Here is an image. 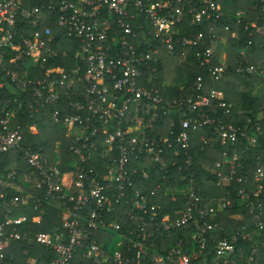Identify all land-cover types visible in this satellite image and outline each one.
Returning a JSON list of instances; mask_svg holds the SVG:
<instances>
[{
    "label": "built area",
    "instance_id": "obj_1",
    "mask_svg": "<svg viewBox=\"0 0 264 264\" xmlns=\"http://www.w3.org/2000/svg\"><path fill=\"white\" fill-rule=\"evenodd\" d=\"M230 1L0 0V154L10 156L0 173V261L12 242L23 241L51 247L55 256L48 264H74L80 257L95 264H209L204 251L210 236L219 233L212 264H244L238 242L264 232L262 155L255 159L253 187L236 193L250 199L245 216L251 223L230 232L217 221L216 205L198 201L195 173L169 172L171 166L185 170L211 145L222 160L202 166L218 184L249 181L244 170L238 175L244 168L239 146L246 142L245 152L260 144L259 119L238 127L215 118L220 108L224 115L233 113L225 93L215 87L205 92L203 75L187 88L189 77L180 79L176 72L193 57L210 79L221 81L227 65L214 59L227 44L226 34L235 39L240 56L255 36H264V0H251L257 14L245 23L244 10L225 11ZM188 25L207 27L183 33ZM240 27L248 37L244 47ZM176 55L178 61L169 60ZM159 56L167 58L161 70ZM170 65L172 76L166 79ZM239 71L247 76L264 68L241 62ZM177 80L184 95L171 96L164 89ZM251 122L255 134L249 132ZM46 125L60 128L66 143L37 144ZM206 126L210 133L197 134ZM198 139L201 146L195 145ZM62 144L73 166L64 159ZM172 178H189L181 191L186 200L174 214L151 198L162 184H150ZM43 202L63 204L61 221L50 232H28L26 208L37 211L40 221ZM222 206L235 207L236 196ZM113 231L121 239L109 247ZM177 232L182 236L163 253L158 234Z\"/></svg>",
    "mask_w": 264,
    "mask_h": 264
},
{
    "label": "trees",
    "instance_id": "obj_2",
    "mask_svg": "<svg viewBox=\"0 0 264 264\" xmlns=\"http://www.w3.org/2000/svg\"><path fill=\"white\" fill-rule=\"evenodd\" d=\"M252 3L251 0H231L230 3L224 4L225 11L236 12L238 10H244L246 16L244 18V23L247 22L251 18H255L257 12L251 8ZM226 22V19L224 20ZM264 24V21H261ZM216 23H214L215 25ZM234 24V23H233ZM217 26L223 25V23L219 22L216 24ZM235 25V24H234ZM207 26H192L190 27H181L183 33H186L185 30L192 29V31L205 30ZM221 28V27H220ZM223 34V29H220ZM239 31L242 34L243 39V47L247 43V35L242 27L239 28ZM228 41L225 46H221L219 50L215 54L214 63L217 65H227V70L225 71L224 78L221 81H215L210 79L211 77L207 74V70L199 65V63L193 57H188L182 64H178L176 66V72L180 76V79L185 75L189 77V82L185 83V87L189 88L192 85L199 75H203L208 83H206L204 91H208L211 88L215 87L217 89L222 90L225 93V101L232 102L234 104L233 113H229L227 115L223 114V109L220 108L218 113L213 114L215 118L222 119L225 123H232L235 126L243 127L248 123L249 119H252L253 122L259 119L262 124V133L264 134V74L260 72L253 73L251 75L245 76L242 72L239 71L241 66V62L245 66L254 65L260 66L262 69L264 68V36L257 35L254 37L252 44H250L247 48L246 54L241 55L237 50L235 39L230 37V34H226ZM245 41V42H244ZM160 61L156 65L159 70L164 64L165 57L159 56ZM180 56H172L170 61H178ZM60 61V60H59ZM61 62V61H60ZM152 66V68H153ZM168 67V66H167ZM158 77L155 81L159 80ZM180 81L174 85H171L164 89L166 93H169L171 96H182L184 95V91H180L178 86ZM154 86H161L156 83ZM2 91V89H0ZM241 111V113H240ZM20 118V117H19ZM27 118L25 120L21 118L23 123H27ZM251 122V126L249 127V132L251 134H255V126ZM29 123V122H28ZM217 127L213 125L211 128L214 129ZM52 128H56V126L46 125L43 126L41 135L37 138V144L49 143L50 146H53L57 139H62L64 143H66V139L62 135V130L60 128H56L52 131ZM210 127L206 126L198 129L197 134H208L210 131L208 130ZM47 138V139H46ZM35 139V138H34ZM244 144L246 142L240 144L239 151L242 156V162L244 168L239 169L238 175H242V171H245V174L248 177V183H240L237 181H225L221 185L218 184V177L212 176L209 172L202 166V163H206L208 165H214L216 160H222V152L215 146L207 145L204 149L198 151V155L196 158L193 157V163L191 166L187 167L185 170H179L178 166H171L170 173L175 174H190L195 173L194 179V187L196 190V197L198 201L204 205L208 202H211L213 205L218 207V216L217 221L220 222L226 231L230 232L234 228H240L243 225H249L251 223V219L245 216L247 212V203L248 199H242L237 197V190L245 187L248 188L250 186L253 187L251 180L253 175L257 169V164L255 163V159L257 155H262V161L264 162V154L261 146H264V138L260 137V144L257 146H249L248 151H243ZM63 145V144H62ZM65 145V144H64ZM63 145V146H64ZM195 145L201 146V143L196 140ZM63 156L64 159L69 161L70 163L74 162L72 154L69 152V148L63 147ZM194 156V155H193ZM10 162V156L6 154H0V173H2L8 163ZM63 169L68 168L65 165V161L63 162ZM173 174V175H175ZM161 183L162 187L160 191L153 195L151 198L157 202L165 205L164 211L168 213H173L174 211L183 206L186 198L181 193L182 187L187 186L189 184V178L187 180H181L178 178H172L168 181L163 179L155 180L150 182L151 186ZM249 184V185H247ZM230 196H236V206L233 208H223L222 204L226 201ZM63 206V204H62ZM59 204H51L43 202V215L40 221L35 220L36 215L38 214L32 207L26 208L28 213V225L26 230L28 232H42L47 233L55 229L60 221L61 217L64 214V211L61 209L62 207ZM60 207V208H59ZM72 207V205H71ZM63 208V207H62ZM68 208V207H67ZM4 215V211L0 208V216ZM157 233L156 231H154ZM101 234V232H98ZM222 235V232H221ZM158 236L162 239V243L159 244L160 249L163 253H167V243L172 242L175 238L182 236V233L177 232L172 235H163L158 234ZM112 236H110L111 238ZM220 237L219 233H214L210 236L209 241L207 243V247L205 249V256L209 260V264H212V259L214 254V249L216 242L214 239H218ZM101 240H105V238H101ZM264 241V232L261 237H257L256 239L250 240H241L238 242V246L242 247L244 250V256H249L253 258L251 263L253 264H264V245L259 246L256 241ZM101 242V241H100ZM109 243V241H107ZM114 243V242H113ZM116 242L114 243V245ZM127 243L124 244L123 249H126ZM5 258L3 261H0V264H48L49 261L55 256V251L51 247H47L46 245L33 243L28 244L26 242H12L9 247L4 251ZM135 253V251H134ZM150 253V252H149ZM82 255V254H80ZM135 255V254H134ZM152 255L151 253L149 254ZM203 263V261H200ZM74 264H95L93 260H87L84 257L77 258Z\"/></svg>",
    "mask_w": 264,
    "mask_h": 264
},
{
    "label": "rangeland",
    "instance_id": "obj_3",
    "mask_svg": "<svg viewBox=\"0 0 264 264\" xmlns=\"http://www.w3.org/2000/svg\"><path fill=\"white\" fill-rule=\"evenodd\" d=\"M172 69H173V67H172V65H170L169 66V73L165 76V78L166 79H171V73H172ZM56 142H58V140H56ZM63 146V145H62ZM53 148L55 147V146H52ZM64 147V146H63ZM65 148V147H64ZM70 165L71 166H73L74 164L71 162L70 163ZM191 187H189V189H190ZM112 233H114V236H113V242L115 243V242H117L119 239H121V236L119 235V234H117L115 231H113ZM113 245L114 244H110L109 245V247H113ZM240 258H241V256H239ZM249 262H250V258L247 256V258L244 260V264H249Z\"/></svg>",
    "mask_w": 264,
    "mask_h": 264
},
{
    "label": "crops",
    "instance_id": "obj_4",
    "mask_svg": "<svg viewBox=\"0 0 264 264\" xmlns=\"http://www.w3.org/2000/svg\"><path fill=\"white\" fill-rule=\"evenodd\" d=\"M264 74V72L262 73V75ZM259 86H262V87H264L263 85H259Z\"/></svg>",
    "mask_w": 264,
    "mask_h": 264
}]
</instances>
